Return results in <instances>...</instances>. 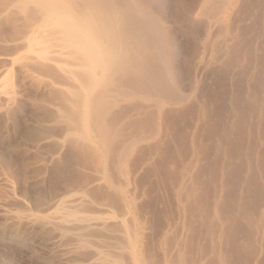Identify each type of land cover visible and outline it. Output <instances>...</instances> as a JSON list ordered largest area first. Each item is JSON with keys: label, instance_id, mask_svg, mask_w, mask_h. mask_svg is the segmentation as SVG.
<instances>
[{"label": "rangeland", "instance_id": "374dc122", "mask_svg": "<svg viewBox=\"0 0 264 264\" xmlns=\"http://www.w3.org/2000/svg\"><path fill=\"white\" fill-rule=\"evenodd\" d=\"M128 2L150 82L105 90L107 157L61 121L69 51L0 3V264H264V0ZM71 212L125 226L65 239Z\"/></svg>", "mask_w": 264, "mask_h": 264}, {"label": "bare ground", "instance_id": "6f19581e", "mask_svg": "<svg viewBox=\"0 0 264 264\" xmlns=\"http://www.w3.org/2000/svg\"><path fill=\"white\" fill-rule=\"evenodd\" d=\"M211 1L206 0V3L209 5ZM223 2L226 3L225 0ZM0 3L7 8L17 6L26 13L28 22L35 24L36 30L29 38L31 50L35 51V46H40L42 50L37 53L46 57L48 44L52 39H57L69 51L74 60V74L80 80V86L74 91L78 101L76 108L65 109L61 113V121L68 127L79 128L81 133L78 139L93 143L90 145L107 157L115 135L108 121L106 122L100 115L109 103L104 96L105 90L117 88L120 94L126 92L124 87L128 83L150 82V77L146 75L148 62L144 57L137 56L134 47L137 45L133 44L138 43L136 37H139L137 32L140 29L137 30V27L141 25L137 22L138 19L141 21V18H138L140 14L137 15L139 6L129 3L128 0H0ZM17 43L21 45L23 42ZM114 101L116 103L117 100H113L112 103ZM110 184L114 185L112 181ZM53 215L57 216H53L58 218L57 221L61 217ZM48 217L41 216L36 220L41 221L44 228L46 227L44 225H48ZM111 219L82 217L71 212L63 216L62 220L60 218L61 227L57 228L60 231L64 228L66 232L61 231L65 237L62 234L58 236L62 235L66 239L82 237L83 234L90 232H104L112 221L115 222ZM55 221L52 219L50 225L59 223H54ZM115 224L121 228L125 226L123 220L117 219L114 226ZM72 226H78L82 231L78 235L76 234L78 230L72 231L76 235L71 232L70 234L68 231ZM133 242L131 239V245ZM82 247L85 249L86 246ZM128 253L131 255V252ZM103 261L96 264H110Z\"/></svg>", "mask_w": 264, "mask_h": 264}]
</instances>
